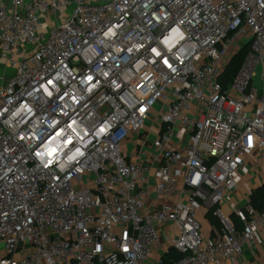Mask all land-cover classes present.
<instances>
[{"label":"built area","instance_id":"2783aa9c","mask_svg":"<svg viewBox=\"0 0 264 264\" xmlns=\"http://www.w3.org/2000/svg\"><path fill=\"white\" fill-rule=\"evenodd\" d=\"M0 59V264H150L161 229L156 264H251L264 0H0Z\"/></svg>","mask_w":264,"mask_h":264},{"label":"crops","instance_id":"0c3cea01","mask_svg":"<svg viewBox=\"0 0 264 264\" xmlns=\"http://www.w3.org/2000/svg\"><path fill=\"white\" fill-rule=\"evenodd\" d=\"M13 73V68L3 59H0V86L4 85L6 80L9 78L10 75ZM248 170L245 169L243 172L245 174L246 182L243 186V191H248L253 187L257 186V182L259 180V170L254 172H247ZM248 177V178H247ZM240 195V194H239ZM203 226H204V233L210 234L212 221L204 217L203 218ZM166 230H160V244L155 245L152 255L150 264H156V260L158 257L165 254L166 248L165 245L169 244L167 242ZM256 250H253L250 247L245 249L244 256L246 260H248L251 264H264V236L261 238L260 243L256 246ZM229 264V263H226Z\"/></svg>","mask_w":264,"mask_h":264},{"label":"trees","instance_id":"16d2710c","mask_svg":"<svg viewBox=\"0 0 264 264\" xmlns=\"http://www.w3.org/2000/svg\"><path fill=\"white\" fill-rule=\"evenodd\" d=\"M249 52H250V45L248 44L243 45L240 51L232 58L222 79V83L224 85H227L234 79L235 75L237 74L244 59L246 58ZM263 201H264V188H259L254 192L252 196V203L254 204V206L261 209ZM209 217L214 224L216 225L220 224L219 221L212 215V213L209 215ZM235 222L238 225V227L241 228L242 225L237 220H235ZM180 256L181 254L176 250L174 249L170 250L169 253L164 256L163 264H171L175 259H178Z\"/></svg>","mask_w":264,"mask_h":264},{"label":"rangeland","instance_id":"374dc122","mask_svg":"<svg viewBox=\"0 0 264 264\" xmlns=\"http://www.w3.org/2000/svg\"><path fill=\"white\" fill-rule=\"evenodd\" d=\"M248 41V38H245L244 39V42H247ZM262 66L261 65H258L257 68H256V75L254 76V79H253V84L258 87L259 90H262L264 88V83L262 81ZM153 134L155 135H160L158 132L156 131H153Z\"/></svg>","mask_w":264,"mask_h":264}]
</instances>
